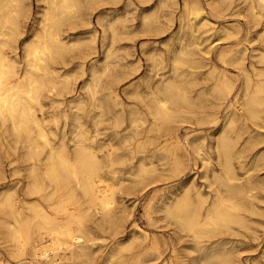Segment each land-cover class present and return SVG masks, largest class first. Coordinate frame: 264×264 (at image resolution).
<instances>
[{"label":"rangeland","instance_id":"1","mask_svg":"<svg viewBox=\"0 0 264 264\" xmlns=\"http://www.w3.org/2000/svg\"><path fill=\"white\" fill-rule=\"evenodd\" d=\"M90 1L92 0H81V17L74 25L70 26L71 28L63 26V37H67L65 41L75 40L76 37L82 40L83 44L81 43L78 48H72L73 50L70 47L68 49L70 52L67 51L65 55L63 54L61 59L56 58L49 63L50 67L56 70L54 80L58 86L55 91L42 94V111L37 110L36 116L41 121L42 128L54 147H59L64 143L69 154H72L73 143L76 141L74 137L82 134L86 139L85 143L96 148L98 153L95 152V154L101 166L100 173L112 186L111 217L108 220H105L106 217H101V214L89 205L87 199L83 198L74 184H70V190L65 191L73 192L78 203L75 206L77 209L75 213L84 217L86 235L82 237V245L86 256H83V259H78L79 262L78 260L70 261L65 257L60 261H52L51 258L50 263H45L40 253H33L31 248L25 249L21 257L14 253L15 244L8 240L2 226L3 223L9 221V218L6 212L0 208V264H127L128 262V264H181V262L182 264H201L202 253L194 248L185 231L182 232L181 228L177 225L174 226L175 221L165 214V206L180 197L186 190L194 201H196L197 195H201L205 199L206 205L214 201L216 197H227L224 195L223 188L214 181V176L224 175L215 143L224 120L233 113L238 116V121L230 129L231 131L225 129L224 132L235 145L233 146V160L230 164L236 178L235 183L242 188V193L238 194L239 197L238 195L231 197L238 203L240 202L239 204L243 207L242 211L237 212L242 223L229 224L225 228L223 227L224 229L221 227L201 241L207 250L215 248V252L221 256L209 259L206 264H264V220H262L264 219L262 216L264 215V189H262L264 188V177H262L264 176V115L259 120L257 118L252 122V118L247 113L245 114L240 106L245 87L243 78H248L250 91H253L260 83H264V75L261 73L264 72V62H262L264 59L261 57L264 56L262 55L264 54V36L262 35L264 34L258 35L264 33L262 32L264 31V8H262L264 4L261 1L256 2V0H114L115 2L93 0V4ZM259 5L261 9H257ZM45 6L43 0L24 1V15L20 18V33L10 43V47L5 48V52L12 59L17 57V61H20L21 64L23 62V46L32 39L37 31ZM193 6L200 9L198 15H192L191 8ZM163 16L164 18H162ZM144 17L148 18L146 24L141 23ZM157 19L158 21H156ZM97 22H100L101 26L96 25ZM110 25L113 26L110 28ZM111 29L113 33L109 31ZM189 30L191 31L189 32ZM84 34L87 36L86 38L83 36ZM228 36L230 37L228 38ZM90 43L95 45L92 46ZM139 44L140 46H138ZM178 45L181 50L183 48L187 52L189 51L187 61L190 67L182 65L177 71H174L173 60L179 51L181 52ZM196 45L204 51L202 52ZM227 50H238L242 53L241 70L243 72H240V68L236 65L232 67L233 64L231 66L227 60L221 62L218 57L219 53ZM148 57L150 58L148 59ZM225 64L226 66H224ZM228 65L229 67H227ZM90 66L96 67L97 75L100 76L97 88H93L95 83H93L89 71ZM151 66L152 69H150ZM103 70H108L109 73L107 71L103 74ZM223 75L234 87L228 95L221 98L218 97L215 90L211 91V88H215L221 83ZM185 77L188 79L186 80ZM215 79L219 81L217 82ZM170 80L182 83L189 91L191 102L194 101V104L192 106H186L183 103L177 106L168 105L172 111L173 119L166 124L163 123L160 128L155 125L153 118L148 115V111L153 106L152 93L155 92L156 84L161 87L162 84ZM88 87L93 88L95 92L93 98H91ZM212 92L214 94H211ZM78 102H81V107L74 108ZM99 107L101 111L98 110ZM131 107H134L133 110ZM136 118L139 121L132 123V120ZM90 123H94V129L93 124ZM0 125V128L2 127L0 129V201L9 193L12 194L15 208L22 219L30 217L29 208L38 204L51 218L57 222H64L66 216L57 215L52 209L60 199L59 196L54 197L51 201H45L46 196L52 191L48 181L41 180L45 187L42 198L27 193L26 188L31 182L29 170L32 163L26 159L27 142H25V137L28 132L33 137L36 133L35 129L23 131L16 137L10 131L9 123ZM24 132L26 133L24 134ZM161 138L163 139L161 140ZM37 140V138L33 139L35 145L43 147V143ZM191 142L193 144L200 142L198 144L199 148L201 147L199 155L191 147ZM45 153L48 154L46 148L39 156L42 164L41 169L44 168L43 160L47 157ZM176 159L179 161L176 162ZM256 163L257 165H255ZM177 165H181V167ZM200 166L202 167L200 168ZM152 170L155 173H152ZM142 173L144 175L141 176ZM171 174L173 175L171 176ZM192 176L193 178L190 179ZM68 209L74 211L73 207ZM258 215L262 217L260 216V218ZM153 246L157 249L154 250Z\"/></svg>","mask_w":264,"mask_h":264},{"label":"bare ground","instance_id":"2","mask_svg":"<svg viewBox=\"0 0 264 264\" xmlns=\"http://www.w3.org/2000/svg\"><path fill=\"white\" fill-rule=\"evenodd\" d=\"M24 1L25 0H0V124L3 125L5 123H9L10 124V131H12L13 135H15L16 137H18L21 132L23 133V131H28L31 128L35 129L36 133H35V135L33 137H31V133L30 132H28L26 134V137H25V140H26L25 142H27V147H26V149H27V158L26 159H27L28 162L32 163L31 166H30V170H29V176L31 178V182L28 184V187L26 188L27 191H28L27 193H28V195H35V196L38 195L40 198H42V194L45 191V187H44V185H43L41 180L48 181V184L51 186L52 191H51V193L48 196H46L45 201H51L54 197L59 196L60 199L57 201L56 204H54L52 209L57 215L66 216V220L64 222H62V223L61 222H57L55 219L51 218L50 215L47 212H45L38 204L32 205L31 207L29 206L30 207L29 209H30V212H31V216L28 217V218L22 219L20 214L17 212V210L15 208V201L13 199L12 194L8 193L0 201V208H2L6 212L8 218H9V221L3 223L2 226H3V228H4L5 232H6V236H7L8 240L10 242H12L13 244H15L14 253L17 256L21 257V255L24 254V250L25 249L31 248L33 253H35V252H39L40 253V256L42 257V259H44L45 263H50L51 262L50 261L51 258L53 259L52 261H60L61 258H65V257L70 259V261L71 260H78V259H81L83 256H86V251H85V249L83 248V245H82L83 244L82 237L86 235V232H85V229H84V217H83V215L75 213L77 211L75 206L78 203H77V201L75 199V196H74L73 192L69 191L70 190L69 186H70V184L73 183L74 186L76 187V189H78L81 192L83 198L87 199L89 205L97 213H100L101 217H106L107 218V219L105 218V220H108L111 217V210H112V205H113V198H112V195H111L112 194V186L107 183L105 177L102 175V173H100L101 166H100V163H99V161L97 159L98 157L95 154L96 148H94L92 145H87L85 143L86 139L84 138V135L79 134L76 137H74L76 139V141H74V143H73L74 144V148H73L72 154H69V152L67 151L66 145L64 143H62L59 147H54L51 144V142L49 141L47 133L43 130L42 125H41V121L36 116V111L37 110L42 111V105H41L42 94L44 92L50 93L52 91H55L57 89V86H58V84L54 80V74H55L56 70L51 68L49 63L53 62L56 58H60L61 59L63 57V54L65 55V53H67V51H68V49L70 47H71L70 49L73 50L72 48H74V49L78 48V47H80V45L82 43V40L77 39L76 37H75V40H73V39L69 40L68 39V41H65V39H67V37L66 38H65V36L63 37V34H64L63 26H69L68 28H71L70 26L74 25L75 22L80 19V17H81L80 14H81V10H82V8H81L82 7V2H81V0H43L44 3L46 4V6L44 8V12L41 15V21H40V23L38 25V29L35 32V34L33 35L32 39L27 41L24 44V46H23V62L21 64L20 61H17V59H16L17 57L12 59L5 52V48L10 47V43L20 33V25H21L20 24V18L24 15ZM92 1H90V2H92ZM112 1H114V0H112ZM260 1L262 2V4H264V0H258V1L256 0V2H260ZM92 4H93V2H92ZM255 4L257 5V3H255ZM258 4H260V3H258ZM260 5H259V8H257V9H261L262 5H261V7H260ZM174 6H176V5H174ZM196 6H197V4H196ZM161 7H162V5L160 6V8ZM257 7H258V5H257ZM262 8H264V7H262ZM184 9H186V8L184 7ZM191 9L193 10L192 11L193 12L192 15H198L199 12H200V9L194 8V6ZM164 10H165V8H164ZM157 12H158V9H157ZM83 13H84V11H83ZM143 14H145V12H143ZM125 16H126V14H125ZM254 16H255V14H254ZM118 17H120V16H118ZM155 17H156V15H155ZM162 18H164V16ZM105 19H106V17H105ZM116 20H117V18H116ZM147 20H148V18L144 17L143 20H141L142 22L141 21L140 22L143 23V24H146ZM156 21H158V19ZM97 23H96V25L101 26L99 24L100 22L98 24ZM256 24H257V22H256ZM106 25H108V24H106ZM202 25H203V20H202ZM111 26H113V25H110V28H111ZM198 26L200 27V25H198ZM205 30H208V29H205ZM109 31H111V33H113L112 29L109 30ZM190 31L191 30H189V32ZM162 32L164 33L163 30H162ZM262 32H264V31H262ZM88 34H91V33L89 32ZM132 34H133V32H132ZM193 34H194V36L196 38L195 33H193ZM260 34H264V33H259L258 35H260ZM111 35H113V34H111ZM83 36H85V34ZM225 36L227 37V34ZM230 36H232V35L230 34ZM230 36H228V38ZM234 36H233V38H234ZM262 36H264V35H262ZM86 37L87 36H85V38ZM88 37L90 38V36H88ZM175 38H177V37H175ZM112 39H113V37H112ZM254 41H256V40H254ZM109 44H111V43H109ZM91 45L94 46L95 44L94 45L91 44ZM180 45H181V43H180ZM138 46H140V44ZM161 46H162V44H161ZM185 46H186V44H185ZM191 46L193 47V45H191ZM196 46L199 48L198 45H196ZM178 47L181 50V47L179 45H178ZM188 47H189V45H188ZM199 49H201V48H199ZM124 51H126V50L124 49ZM203 51L204 50H202V52ZM210 51H211V49H210ZM68 52H70V51H68ZM188 52L185 49L182 48L181 52L179 51V54L177 56H175V58L173 60L174 71H177V69L179 67H181L182 65H184V66L185 65H189V62L187 61V58L189 57ZM205 52H207V51H205ZM257 53H259V52H257ZM203 54H205V53H203ZM175 55H176V50H175ZM262 55H264V54H262ZM154 57H155V55H154ZM218 57L221 60V62H226V60H227V62L230 63L231 66L233 64L232 67H234L236 65L237 67L240 68V72H243V70H241V67H242V53L240 51H238V50L222 51L221 53H219ZM261 57H262V59H264V56H261ZM125 58H127V57H125ZM149 58L150 57H148V59ZM157 59H158V57H157ZM150 62H151V60H150ZM159 62L161 63V61H159ZM262 62H264V60H262ZM157 63H158V61H157ZM75 64H78V63H75ZM127 65H128V63H127ZM156 65H158V64H156ZM191 65H192V63H191ZM198 66L204 69V67H202L201 65H198ZM224 66H226V64ZM187 67L189 68L190 65L187 66ZM195 67H197V66H195ZM195 67H193V68L195 69ZM227 67H229V65ZM237 67H236V69H237ZM95 68L96 67L92 66L91 69L89 70L90 74L92 76V81H93V83H95V85H94L95 87L93 86V88H97L96 86L98 84V78H100V76L98 77L97 71H96ZM152 68L153 67L151 66L150 69H152ZM205 68H207V67H205ZM212 68H214V67H212ZM212 70H214V69H212ZM107 71L108 70H103L102 73L105 74ZM217 72H218V70H217ZM108 73H109V71H108ZM261 73H262V75H264V72H261ZM241 74H243V73H241ZM100 75H101V73H100ZM262 75H261V78H262ZM107 76H108V74H107ZM189 77H191V76L189 75ZM108 78H110V77H108ZM202 78H204V77H202ZM205 78H206V76H205ZM215 78H217V77H215ZM187 79L188 78H186V80ZM243 79H245V81H244L245 82L244 83L245 87H244L243 99H242V102H241L240 106H241L242 110L245 112V114L247 113V115L250 118H252V122H253L257 118L259 120V118H261L262 115H264V83L261 84L259 82L260 85L256 86L253 89V91H250V83H249L248 78L245 77ZM167 80H169V79H167ZM216 81L218 82L219 80L217 79ZM220 82L221 83L218 86H215V88L212 87L211 91L215 90L216 93L219 95L218 97L222 98L223 96L228 95L231 92V90H232V88L234 86L232 87L233 84L229 83L224 75H223L222 81H220ZM192 85H190V86H192ZM206 85H207V83H206ZM66 86L68 87V85H66ZM128 86H130V85H128ZM186 86H188V85H186ZM84 87H85V85H84ZM93 88L90 89L88 87V91H89V93H91V98H93L95 96V94H94L95 92H94ZM211 94H214V92H212ZM152 95H153V98H154L153 102H152L153 106L148 111V115H150L153 118L154 123H155V125H157V127H160L163 123L166 124L168 121L173 119L172 111L168 108V105L177 106L178 104L183 103L186 106L187 105H191L192 106L194 104L193 103L194 101L191 102L189 91H187L185 89V87H184V85L182 83H177L175 80L167 81L164 84H162L161 87L157 86V84H156L155 92H153ZM158 96H160V97H158ZM212 96H214V95H212ZM58 97H60V96H58ZM127 99H129V98H127ZM112 100H114V99L112 98ZM95 106H97V105H95ZM199 106H201V105H199ZM79 107H81V102H78L75 105L74 108L78 109ZM116 107H118V106H116ZM131 108L133 110L134 107H131ZM119 109H121V108H119ZM229 109H231V108H229ZM98 110H100V107H99ZM174 111H176V110H174ZM239 111L241 112V110H239ZM104 113L106 115V112H104ZM127 114H128V112H127ZM181 114H182V112H181ZM108 115H109V113H108ZM187 116H190V115H187ZM248 116H247V118H249ZM96 118H97V116H96ZM177 119H179V118H177ZM197 120H199V119H197ZM197 120H195V121L197 122ZM136 121H139L138 118L133 119L132 123H135ZM237 121H238V116L235 113L230 114L228 117H226V119L223 122V125H222V128H221L219 136L218 137L216 136L217 138H216V143H215L216 144L215 149L217 151L218 158H221V163H222V168H223V171H224V175L223 176H220V175L219 176H214V181H215V183L217 182L223 188L224 193H225L224 195H227V197H221V196L216 197L214 201H212L210 204L206 205V201H205V199H203V197L201 195H197V199H196V201H194L191 198V196L189 195L188 190H186V191L184 190L185 192L182 195H180V197H177L173 202H171V203H169V204H167L165 206V214L167 215V217H170V218H172L175 221L176 224H174V226L177 225V227L181 228L182 232L185 231L188 234L189 238L191 239V241H192V243L194 245V248H196L197 251L202 253L201 264H206L209 259L211 260L212 258L215 259V258L221 257L218 252H215V248L211 249V250H207L202 245V241L201 240L204 237H207L213 231L220 229L221 227L225 228L229 224L240 223L242 221L240 216L237 214V212L239 210L242 211L241 209L243 207L239 204L240 202L238 203L237 201H235L231 197V196H236V195L242 193V188L235 183L236 182V178H235V175H234V173H233V171L231 169V164H230L231 160H233L232 159L233 158V151H234L233 150V146H235V145H233L232 142L226 137L225 132H224L225 129H229L230 130L234 125H236L235 123ZM76 122H77V120H76ZM178 122H179V120H178ZM185 122H186V119H185ZM107 123H110V122H107ZM179 123H181V122H179ZM92 124H93V129H94V123H92ZM252 125H254V123H252ZM114 128H113V130H114ZM235 129H236V127H235ZM205 130H207V129H205ZM243 130H244V128H243ZM1 133H3V132H1ZM25 133L26 132H24V134ZM188 134H191V133H188ZM34 138H37L38 140H40L43 143L44 146L43 147L36 146L35 143L33 142ZM74 138H73V140H75ZM159 138H160V136H159ZM236 138H237V136H236ZM162 139L163 138H161V140ZM239 140H240V138H239ZM198 144H193L191 142L192 146L191 145L190 146L193 147L196 150V152L198 153V155H199L201 147L199 148ZM235 144H236V142H235ZM165 145H167V144H165ZM174 146H176V145H174ZM247 147H248V145H247ZM44 148L48 149V154L45 153V154H47L46 155L47 157L46 158L44 157L45 158V160H43L44 161V163H43L44 164L43 165L44 168L41 169V165L42 164H41V161L39 159V156H40V154H41V152L43 151ZM241 148L243 149L242 146H241ZM13 149H14V147H13ZM194 149H191V150H194ZM182 152H183V150H182ZM96 153H98V152H96ZM163 153H164V151H163ZM167 154H169V153H167ZM173 154H174V152H173ZM186 155H187V153H186ZM25 156H26V154H25ZM254 158H257V157H254ZM3 160H5V159H3ZM15 161H16V159H15ZM174 161H175V159H174ZM178 161H179V159L176 162H178ZM190 161H189V163H190ZM200 162H202V161H200ZM14 163L16 164V162H14ZM112 164H113V162H112ZM11 165L12 164L10 163V166ZM255 165H257V163ZM150 166H152V165H150ZM177 166L181 167V165H177ZM201 167L202 166H200V168ZM175 168H176V166H175ZM180 169H183V168H180ZM198 169H199V166H198ZM252 170H253V168H252ZM148 171H147V173H148ZM173 171H174V168H173ZM178 171H180V170H178ZM39 172H40V174H39ZM141 172H142V170H141ZM151 172L153 173L154 171L152 170ZM142 175H144V174L142 173L141 176ZM172 175L173 174H171V176ZM211 175H214V174H211ZM165 176H167V175H165ZM145 177H146V175H145ZM262 177H264V176H262ZM192 178H193V176L190 179H192ZM119 182H121V181H119ZM190 182H191V180H190ZM149 183H150V181H149ZM121 185H123V184L121 183ZM139 185H141V184H139ZM246 186H247V184H246ZM116 187L119 188L118 186H116ZM116 187H115V191H116ZM208 187H210V186H208ZM210 188H209V190H210ZM260 188H261V186H260ZM67 189H69V190L65 191ZM262 189H264V188H262ZM252 190H254V189L252 188ZM62 193H65V194L61 195ZM113 195H114V192H113ZM157 195H158V193H157ZM238 197H239V195H238ZM69 207L70 208L73 207L74 211H69L70 210V209H68ZM163 216H164V214H163ZM258 216L260 217L261 215H258ZM262 216H264V215H262ZM112 220H114V219H112ZM262 220H264V219H262ZM155 222H157V221H155ZM95 224H97V223H95ZM232 232H234V231H232ZM233 235H234V233H233ZM147 242H149V241H147ZM192 243H190V244H192ZM154 246L156 247L157 245H154ZM155 247H154V250L157 249ZM215 247L217 248V245ZM156 252L157 251H155V253ZM10 257H12V256H10ZM124 258H126V257L124 256ZM136 258H137V256H136ZM65 261H66V259H65ZM78 262H79V260H78ZM136 262H138V261L136 260ZM0 263H1V261H0ZM212 263H214V262H212ZM6 264H8V263H6ZM181 264H182V262H181Z\"/></svg>","mask_w":264,"mask_h":264}]
</instances>
